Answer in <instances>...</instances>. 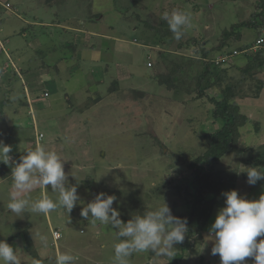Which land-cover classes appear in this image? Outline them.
<instances>
[{
    "label": "rangeland",
    "instance_id": "rangeland-1",
    "mask_svg": "<svg viewBox=\"0 0 264 264\" xmlns=\"http://www.w3.org/2000/svg\"><path fill=\"white\" fill-rule=\"evenodd\" d=\"M14 1L16 14L12 9L6 11L0 7V28L5 29L0 30V36L7 40L5 49L9 53L25 57L24 63L16 64L18 68L6 67L9 70L5 72L4 66L12 59L6 55V50H0V109L5 115L2 120L6 122L0 127L4 128L0 141L11 145L10 155L16 151V161L19 162L27 149L38 144L36 120L38 130L47 134L40 144L64 160L68 183L77 186L80 201L70 213L60 207L47 215L28 211L20 216L11 215L7 213V189L11 188V181L7 180L0 184V240L18 249L22 264H55L58 252L76 256L75 264H113V246L119 242L116 230L99 221L91 223L80 215L81 209L97 193L105 192L116 195L113 207L120 211L124 222L135 214L143 215L161 206L164 201L176 217L193 214V205L199 202V197L192 200L193 196L189 194L194 191L195 171L190 162L207 149L201 135L220 125L213 122L209 99L199 104L193 91L194 76L204 66L201 49H215L224 30L253 18L252 15L263 8L264 0H68L66 6L74 4L77 7L66 11L76 20H84L82 30L85 29L87 35L92 28L86 29L91 22L85 18L83 8L92 7L91 13L98 10L104 14L100 33L114 31L111 25L116 31H124L133 43L135 88L131 91L132 108L129 110L122 105L102 103L98 108L94 104L99 97L97 90L105 97L115 87L111 77H105L104 82L99 80L100 66L105 65L110 74L114 73L113 54L102 49L99 53L85 50L91 46L86 44L83 48L81 41L77 43L72 38L49 39L38 33L45 31L44 27L39 24L30 26L18 17L20 13L23 16L24 12H32L33 3H44V0ZM63 1L45 0L46 3H65ZM75 3H84L83 8ZM117 5L120 11L115 9H118ZM36 7L38 14L34 17H40L41 8ZM174 10L190 13L193 22V27L185 30L179 41L161 18L163 13ZM122 11H126L132 24L121 16ZM23 30L29 32V37L21 36ZM258 32L255 26L243 27L241 38L232 39L224 49H241L240 46L247 42L253 44ZM35 33L42 38L38 41L41 46L36 47L37 41H30ZM34 42L35 48L31 47ZM115 42L114 39L105 40L107 46H115ZM252 51H262L260 57L264 60V49ZM94 54L96 60L98 55L107 63L94 61L89 56ZM220 54L213 51L209 58L214 59ZM189 59H193L192 62ZM230 60L241 67L249 66L244 53L232 56ZM149 62L152 66H148ZM187 72L194 79L181 82ZM250 73H256L258 79L264 81V63L251 69ZM169 74L172 75L171 81L167 80ZM235 74L241 76V72ZM160 75L166 77V82ZM257 84L258 80L250 78L244 86L246 91L253 93ZM121 94L117 93V98ZM240 100L241 112L250 115L251 121L240 128L241 136L234 151L224 155L218 164L204 162L199 166L204 183L214 189L206 194V199H213L201 206L193 225L187 226L188 231L191 226L200 228L199 216L210 215L202 223V230L193 231V236L189 237L187 233L183 241L186 248H182L183 243L175 245V257L170 261L147 251L134 253L129 264H220V257L211 254L213 242L207 237L218 210L224 206L222 193L237 190L250 200L264 194V180L249 185L247 173L242 172L248 167L264 171V164L257 159L264 153V89L259 96ZM74 116H81L85 123L76 121ZM7 122L12 125L7 127ZM10 171V166H0V180ZM41 192H46L53 200L58 197L51 186L47 190L37 187L26 195L36 200ZM56 228L63 233L58 241L53 237ZM41 236L47 237L46 244ZM246 260L247 264H252L251 258Z\"/></svg>",
    "mask_w": 264,
    "mask_h": 264
},
{
    "label": "clouds",
    "instance_id": "clouds-1",
    "mask_svg": "<svg viewBox=\"0 0 264 264\" xmlns=\"http://www.w3.org/2000/svg\"><path fill=\"white\" fill-rule=\"evenodd\" d=\"M161 18L177 41L185 30L193 27L192 16L188 12L174 10L163 13ZM11 152V145L0 141V162L11 167L12 190L8 210L16 216L26 211L47 215L60 207L70 213L80 197L77 186L68 183L64 160L55 151L45 150L41 144L27 149L19 162L9 155ZM260 169L248 167L242 171L247 173L249 185L264 180V171ZM48 186L52 192L58 193L56 200L46 192H41L36 200L26 195L37 187L47 190ZM222 195L225 197L224 206L218 210L207 237L213 242L211 254L220 257V264H247L246 258H251L252 264H264V194L251 200L238 194L237 190ZM116 201V195L99 192L80 212L91 223L99 221L116 230L119 242L113 246V264H129L134 253L147 251L169 261L175 257V245L183 243L188 232L186 218L174 216L164 201L161 206L124 222L120 211L113 207ZM41 240L47 243L46 236H41ZM77 259L70 253L58 252L55 264H75ZM0 264H22L18 249L5 240H0Z\"/></svg>",
    "mask_w": 264,
    "mask_h": 264
},
{
    "label": "trees",
    "instance_id": "trees-1",
    "mask_svg": "<svg viewBox=\"0 0 264 264\" xmlns=\"http://www.w3.org/2000/svg\"><path fill=\"white\" fill-rule=\"evenodd\" d=\"M261 6H263V8L256 11L252 15L253 18H250L248 21L235 23L230 27V29L224 30L221 41L215 49H212L214 47L208 50L205 48L201 49L204 66L199 69L197 75L194 76L195 85L193 91L197 94L195 99L200 100V103H203V101L207 98L209 99L211 103L209 111L212 113V117L214 119L213 122H219L220 125L216 130L206 132L201 135V138L206 142L207 149L202 155L196 157L190 162V166H192L195 171L194 181L192 183L194 185V191L189 192V194L193 196L192 200L195 196H198L199 202H196L193 205L194 212L191 216H178L180 218H186L188 222L187 225H193L192 223L197 218L199 214L198 211L201 209V206L204 203L208 204L210 200L213 199V197L206 199V194L214 192V189L212 187H207L204 183L201 173L202 168H199V166H202L204 162H207L210 165L218 164L224 155L234 151L235 145L241 136L240 128L251 121V118L248 115L241 112L239 100L241 98L259 96L261 91L264 89V81L259 80L256 73H250L251 69L260 67L264 63V60L260 57L262 51H258V53L251 52L246 55L248 60L247 65H249L248 67L238 66L237 63L234 64L232 61L223 63V65H218L216 62L217 56L214 59H210L209 56L213 51H219V53L227 52L233 55L234 49L228 51L224 48L229 45V42L232 39L239 40L241 38V29L246 26H255L259 29L258 35L254 39L255 43L256 39L261 34V30L264 28V3ZM250 45L252 44L249 42L242 44L240 46L241 49L239 50H242ZM207 58H209V60ZM189 60L192 62L193 59ZM235 72H241V76H237ZM194 77H191V74L187 72L184 77L180 79V81L184 82L190 78L194 79ZM160 78L163 82H166V77L160 75ZM171 78L172 75L169 74L167 76V80L171 81ZM250 78L258 80V84L253 88V93L246 91L247 89H245L244 86ZM253 149H255V147ZM253 149L251 151H253ZM263 154L262 156L257 157L262 164H264ZM183 191L186 192L185 189ZM207 217L209 218L210 215L202 217L199 216L201 222L200 228L203 227L202 223L207 219ZM195 227L197 226L195 225ZM200 228L197 227L193 229V226H191L187 232L188 237L189 235L193 236V231L202 230ZM185 241L187 242V240ZM182 248H186L185 243L182 244Z\"/></svg>",
    "mask_w": 264,
    "mask_h": 264
},
{
    "label": "crops",
    "instance_id": "crops-1",
    "mask_svg": "<svg viewBox=\"0 0 264 264\" xmlns=\"http://www.w3.org/2000/svg\"><path fill=\"white\" fill-rule=\"evenodd\" d=\"M6 2H9L10 6H8V3H6ZM40 2H41V0H40ZM63 2H65V3H53V2L46 3L44 0V3H33L34 7H33L32 12L31 11L29 13L24 12L23 16L20 13V14H18V17L23 19L24 22L28 23L30 26H33V25L35 26L36 24H39L41 27H44L45 31L38 32V33H40V34L43 33V34L47 35V37L51 40H59V39H62L61 37L65 38V39L72 38V39L76 40L77 43H79L81 41L82 42L81 46H83V48H84V46H86V44H89L91 46V49H85V50H92V51H94V53H99V52H102L101 51V49H102V50H104V52H106V50H107L110 52V54H113L114 59H113V57H111V60L114 62V65L112 66V67H114V73L111 72V74H110L108 72V68L105 65L100 66L101 76L99 77V80L101 82H104L105 77H111L113 83L115 84V87L112 88V91L105 97L103 96L104 94L102 92L98 93L100 91L97 90L96 93L99 95V97H96L94 104L98 108H101L100 106L102 103H106L107 106H117V105L121 106L122 105L121 107H125V108L127 107L128 110L131 109L132 108V104L130 101V98L132 96L131 91L135 87H134V81H133V75H134V73H133V59H132L133 43L131 42L130 38H128L126 36V33L124 31H116V28L114 26H111V25H109V26L111 28H113L114 31L112 30L110 33H100L103 31V30H100L99 27H100V23L103 21L102 18H104V14H100L98 12V10H96V12H94V13H91L92 7H88L85 9V8H83L84 3H79V4L75 3V4L79 5L78 7H81L84 9V12H85L84 16L86 19H88V22H91L94 24V25H92L91 23L87 24L86 29L92 28V31H90L91 33L87 35V31L85 29L82 30V26L84 25V23H83L84 20L83 19L79 20V18L76 20L75 16L68 14V12L66 11V10H68V11L76 10L77 6H75L74 4H71L70 6H66V3H69L68 0H65ZM36 6L41 8L40 17H34V15L38 14L35 11L37 9ZM0 7H3V9H6V11L8 9L9 10L12 9L11 11L13 12V14H16V3L14 0H13V2L11 0H0ZM115 9L117 11H120L121 8H119V6H118L119 10L117 8H115ZM127 15L128 14H126V11H122L121 16L125 19L126 22H129L132 24L133 23L132 19L127 18ZM93 16H97V17H93ZM34 20H35V22H33ZM122 21L123 20H121V23H122ZM71 22H73V24ZM32 23H35V24H32ZM116 23H118V21ZM50 25L53 26L54 28H52ZM135 29H137V27H135ZM0 30L5 31L4 27L0 28ZM12 31L14 34H16V35L18 34L15 30L12 29ZM38 33H35L33 35V37L30 38V41H37L36 47L40 45L38 43V41L42 40L40 34H38ZM29 35H30L29 32H27L26 30H23V33L21 34V36H25V37L26 36L29 37ZM108 39L116 40V42L114 44L115 46H113L112 44H110V45L108 44V46H107L105 44V40H108ZM0 40H2L1 36H0ZM2 42L5 46V43L7 42V40H2ZM78 46H80V44ZM31 47L35 48V42L33 44H31ZM5 50H6L5 51L6 55L10 59H12V60H9V63H6V65L9 64L10 66H6V65L4 66L5 72L9 70V69L7 70L8 67L12 70L13 68H18V66L16 64H18L20 62L24 63L23 58L25 57V55L16 57V55L13 56L11 53H9L7 48ZM127 50H129L128 56H127ZM1 51H3V50H1ZM35 51H37V50L35 49ZM85 52H87V51H85ZM14 53L16 54V49L14 50ZM106 53L109 54L108 52H106ZM89 56L92 57L94 61H97V62L100 61V62H103L104 64L107 63V61L103 60L105 58H101V56L98 57V55H96L97 60L95 58V54H94V56H91V55H89ZM29 60H31L30 56H29ZM92 66H94V65H92ZM92 66H89L90 69H93V68H91ZM148 77H150V76H148ZM117 93H122L120 98H117ZM7 99L9 100V98H7ZM239 102L241 103V100ZM199 104H200V100H199ZM6 109H7V107H6ZM2 114H3V111L1 108L0 109V123H1L0 127L1 128L6 123L5 121L2 120V118H4V116H5V115L3 116ZM248 116H250V115H248ZM6 117H7V113H6ZM78 117H80L81 119ZM78 117L74 116V119L76 121L85 123L84 119L81 116H78ZM9 125H12V124H8V122H7L6 126L8 127ZM34 125H35V130H36V139H37L38 144H40V142L42 140H44V138L47 134L44 132H40L39 131L40 129L38 130V123L36 120H34ZM13 128L15 129L16 127L13 125ZM3 129L0 130V133L3 132ZM40 133L44 134V137L42 139H39ZM80 136H81V134H80ZM14 141H16V138ZM60 145H61V142H60ZM11 157L14 160H16V151H14L13 156H11ZM68 161H69V159H68ZM0 166L7 167L9 165H6V164L0 162ZM70 167H68V169H70ZM4 175L5 176H2V178L0 180V184L6 182L7 180L11 181V188L7 189V192L10 193V191L12 190L11 171H10V173H4ZM4 211L6 212V207H5ZM7 213L11 214V211L7 209ZM10 231H12V230H10Z\"/></svg>",
    "mask_w": 264,
    "mask_h": 264
},
{
    "label": "built area",
    "instance_id": "built-area-1",
    "mask_svg": "<svg viewBox=\"0 0 264 264\" xmlns=\"http://www.w3.org/2000/svg\"><path fill=\"white\" fill-rule=\"evenodd\" d=\"M8 6H10V4L8 3ZM264 48V28L261 30V34L258 36V38L256 39V42L248 47L243 48L242 50L239 49H234L233 50V55L230 53H222L220 55L217 56V64L218 65H223V63H226L228 61H231V57L232 56H237L240 53H244L246 55L250 54L251 52H253L252 50H259ZM0 50H5V46L2 42V40H0ZM149 66H152V63L149 62ZM44 137L43 133L39 134V139H42ZM53 236L54 239L56 241H58L59 239H61L63 237V233L61 230H59L58 228L53 230Z\"/></svg>",
    "mask_w": 264,
    "mask_h": 264
}]
</instances>
